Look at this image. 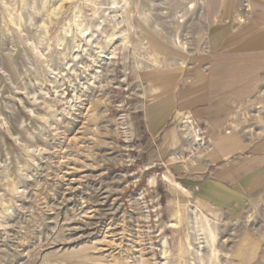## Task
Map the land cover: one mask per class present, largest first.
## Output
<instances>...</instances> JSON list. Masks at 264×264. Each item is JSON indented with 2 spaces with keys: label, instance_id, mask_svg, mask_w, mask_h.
<instances>
[{
  "label": "rangeland",
  "instance_id": "obj_1",
  "mask_svg": "<svg viewBox=\"0 0 264 264\" xmlns=\"http://www.w3.org/2000/svg\"><path fill=\"white\" fill-rule=\"evenodd\" d=\"M262 18L264 0H0V264H264V77L219 160L182 137L190 113L157 135L143 118L210 28Z\"/></svg>",
  "mask_w": 264,
  "mask_h": 264
},
{
  "label": "crops",
  "instance_id": "obj_2",
  "mask_svg": "<svg viewBox=\"0 0 264 264\" xmlns=\"http://www.w3.org/2000/svg\"><path fill=\"white\" fill-rule=\"evenodd\" d=\"M206 46L204 55L180 71L172 92L151 102L143 118L151 135H157L174 113H190L206 129L208 145L215 148L213 156L219 160L231 153L230 147L236 144L234 137L223 131L230 128L234 113L261 88L264 18L243 28H233L229 23L214 26L208 31ZM162 141L167 148L177 147L176 130H166ZM220 175L224 177L225 173ZM223 188L221 183L206 182L196 190L221 207L227 202L222 198Z\"/></svg>",
  "mask_w": 264,
  "mask_h": 264
},
{
  "label": "built area",
  "instance_id": "obj_3",
  "mask_svg": "<svg viewBox=\"0 0 264 264\" xmlns=\"http://www.w3.org/2000/svg\"><path fill=\"white\" fill-rule=\"evenodd\" d=\"M179 125L182 137L192 146L204 148L207 145L208 137L206 129L201 126L190 114L183 115Z\"/></svg>",
  "mask_w": 264,
  "mask_h": 264
}]
</instances>
